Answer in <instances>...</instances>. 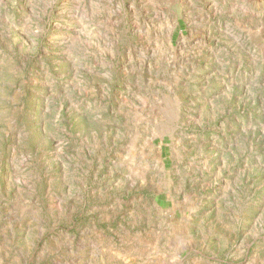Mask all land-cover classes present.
<instances>
[{
  "label": "rangeland",
  "instance_id": "374dc122",
  "mask_svg": "<svg viewBox=\"0 0 264 264\" xmlns=\"http://www.w3.org/2000/svg\"><path fill=\"white\" fill-rule=\"evenodd\" d=\"M0 264H264V0H0Z\"/></svg>",
  "mask_w": 264,
  "mask_h": 264
}]
</instances>
